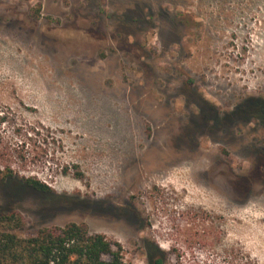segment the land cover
I'll use <instances>...</instances> for the list:
<instances>
[{"label":"rangeland","instance_id":"rangeland-1","mask_svg":"<svg viewBox=\"0 0 264 264\" xmlns=\"http://www.w3.org/2000/svg\"><path fill=\"white\" fill-rule=\"evenodd\" d=\"M264 0H0V183L21 236L87 224L133 264H264Z\"/></svg>","mask_w":264,"mask_h":264},{"label":"trees","instance_id":"trees-1","mask_svg":"<svg viewBox=\"0 0 264 264\" xmlns=\"http://www.w3.org/2000/svg\"><path fill=\"white\" fill-rule=\"evenodd\" d=\"M243 109L264 121V99L250 98ZM17 183L38 193H53L52 187L38 177L20 175L10 165L0 169V183ZM24 217L17 209L0 210V264H133L126 261L120 242L102 233H91L87 224L70 222L39 228L34 234L21 236ZM150 254V264H164Z\"/></svg>","mask_w":264,"mask_h":264}]
</instances>
